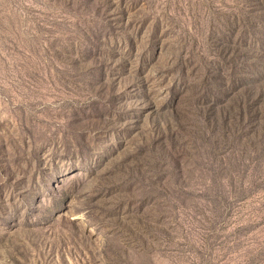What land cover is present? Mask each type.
Returning <instances> with one entry per match:
<instances>
[{
    "label": "rangeland",
    "instance_id": "374dc122",
    "mask_svg": "<svg viewBox=\"0 0 264 264\" xmlns=\"http://www.w3.org/2000/svg\"><path fill=\"white\" fill-rule=\"evenodd\" d=\"M0 264H264V0H0Z\"/></svg>",
    "mask_w": 264,
    "mask_h": 264
}]
</instances>
